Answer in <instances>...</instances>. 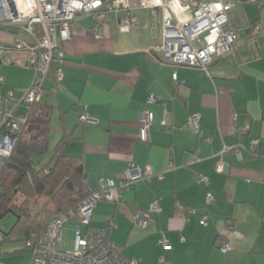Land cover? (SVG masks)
<instances>
[{"label":"crops","instance_id":"obj_1","mask_svg":"<svg viewBox=\"0 0 264 264\" xmlns=\"http://www.w3.org/2000/svg\"><path fill=\"white\" fill-rule=\"evenodd\" d=\"M239 2L229 19L245 28L231 52L208 65V74L161 61L156 48L162 10L154 20L149 9L137 8L139 22L127 32L117 29L113 14L99 20L101 37L88 32L91 16L80 15L72 37L61 42V76H55L57 64L45 76L40 99L50 106L45 158L71 134L61 151L81 158L88 187L101 177H121L131 165L150 164L162 175L131 185L119 201H98L87 226L105 229L134 264H156L161 256L167 264H264V32L255 27H264V5ZM13 32L0 27V58H25L12 45ZM0 72V93L14 92L4 106L24 112L20 101L34 67L0 62ZM83 113L93 121L81 120ZM146 113L152 120L143 140ZM194 114L200 116L198 131L187 123ZM245 124L248 132L240 136ZM195 152L199 159L189 164ZM206 192L212 202L205 201ZM155 199L159 210L149 211ZM139 211L148 215L143 224L135 222ZM227 220L233 247L221 253L215 242ZM66 225L71 239L70 230L79 224ZM162 238L168 247L160 245Z\"/></svg>","mask_w":264,"mask_h":264},{"label":"built area","instance_id":"obj_2","mask_svg":"<svg viewBox=\"0 0 264 264\" xmlns=\"http://www.w3.org/2000/svg\"><path fill=\"white\" fill-rule=\"evenodd\" d=\"M259 5H264V0H256ZM79 4L80 7H75ZM240 4L234 0H0V27L14 30L12 45L17 50L23 51L25 58L12 57L4 54L0 58L1 64L22 65L34 67L35 75L32 83L24 93L20 103L25 107L24 112L8 109L4 104L13 96V90H6L5 95L0 93V171L6 164L18 135L27 123V110L31 104L40 101L44 94L43 82L48 70L53 64L55 76H61L58 65L63 61L61 42L72 37L71 28L74 21L82 14L91 16L88 32L95 37H101L100 21L112 13L116 17L117 29L121 32L129 31L139 22L135 11L137 8H147L154 20L157 10L161 9V43L156 51L161 61L165 63L184 64L200 68L207 74L208 65L215 59L231 52L236 36L240 34L245 25L233 23L229 19V11ZM100 22V23H99ZM259 32H264V27L255 24ZM21 35H27L30 41L24 40ZM173 79L177 81L176 72ZM3 76L0 72V84ZM154 96H149L153 101ZM83 121H93L92 117L83 113ZM151 114L142 117L140 137H148V128L151 125ZM188 125L198 131L200 116L197 114L188 117ZM248 125L241 126L238 134L245 136ZM198 136L201 134L198 132ZM255 142L250 144L254 150ZM198 153L192 154L188 163L198 160ZM169 167H173L170 165ZM216 170L222 171L220 161L216 162ZM160 179L161 174L147 164L143 167L131 165L123 171L117 179L101 177L95 186L88 187V194L74 208L58 214L39 233L25 237V249L30 251L29 264H134L121 253V247L108 237L105 229L88 228L92 217L93 208L98 201H119L122 193L133 184L152 182L153 178ZM202 181L206 179L200 175ZM210 192H206L205 201H213ZM159 210V203L155 199L149 205V211ZM148 220L145 212L139 211L135 216L137 224ZM76 222L73 227V247L68 248V239L63 238V228L66 223ZM201 224H206V218H200ZM82 226L86 229L82 230ZM233 229L230 221H225L222 231L216 239V248L221 253H227L233 247L228 233ZM5 241L0 238L1 247ZM160 245L168 247L165 238L160 240ZM0 264H3L0 262ZM156 264H167L164 257L157 259Z\"/></svg>","mask_w":264,"mask_h":264},{"label":"trees","instance_id":"obj_3","mask_svg":"<svg viewBox=\"0 0 264 264\" xmlns=\"http://www.w3.org/2000/svg\"><path fill=\"white\" fill-rule=\"evenodd\" d=\"M49 112L50 106L41 101L29 106L27 123L0 171V214L16 216L5 240L13 234L24 239L39 234L54 217L74 208L88 194L81 158L61 151L71 134L62 136L45 158Z\"/></svg>","mask_w":264,"mask_h":264},{"label":"rangeland","instance_id":"obj_4","mask_svg":"<svg viewBox=\"0 0 264 264\" xmlns=\"http://www.w3.org/2000/svg\"><path fill=\"white\" fill-rule=\"evenodd\" d=\"M201 1H214V0H201ZM239 1V0H234ZM112 14V13H110ZM39 199V202H42ZM16 216L12 212H6L0 217V238L8 233L15 223ZM63 238L68 239V248L73 247L72 240L69 238V231L67 225L63 228ZM0 255V262L3 264H29L31 259L30 251L25 249L24 238L20 235L13 234L11 238L6 239L2 244Z\"/></svg>","mask_w":264,"mask_h":264},{"label":"clouds","instance_id":"obj_5","mask_svg":"<svg viewBox=\"0 0 264 264\" xmlns=\"http://www.w3.org/2000/svg\"><path fill=\"white\" fill-rule=\"evenodd\" d=\"M74 6H75V7H77V8H78V7H80V5H79V4H75Z\"/></svg>","mask_w":264,"mask_h":264},{"label":"water","instance_id":"obj_6","mask_svg":"<svg viewBox=\"0 0 264 264\" xmlns=\"http://www.w3.org/2000/svg\"><path fill=\"white\" fill-rule=\"evenodd\" d=\"M0 217H2V215L0 214Z\"/></svg>","mask_w":264,"mask_h":264}]
</instances>
